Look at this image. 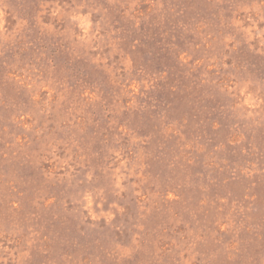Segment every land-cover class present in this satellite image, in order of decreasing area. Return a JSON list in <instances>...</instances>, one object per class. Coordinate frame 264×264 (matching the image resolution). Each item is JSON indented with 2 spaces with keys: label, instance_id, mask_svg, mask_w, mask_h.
<instances>
[{
  "label": "rangeland",
  "instance_id": "1",
  "mask_svg": "<svg viewBox=\"0 0 264 264\" xmlns=\"http://www.w3.org/2000/svg\"><path fill=\"white\" fill-rule=\"evenodd\" d=\"M0 264H264V0H0Z\"/></svg>",
  "mask_w": 264,
  "mask_h": 264
}]
</instances>
